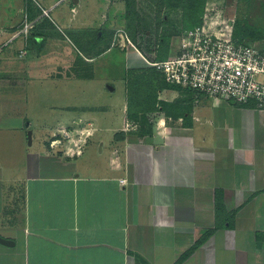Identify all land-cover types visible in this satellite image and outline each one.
Listing matches in <instances>:
<instances>
[{"label":"crops","instance_id":"0c3cea01","mask_svg":"<svg viewBox=\"0 0 264 264\" xmlns=\"http://www.w3.org/2000/svg\"><path fill=\"white\" fill-rule=\"evenodd\" d=\"M127 12L0 0V118L27 121L0 125L19 135L0 150V264H264V110L163 77L133 104L127 74L153 52Z\"/></svg>","mask_w":264,"mask_h":264},{"label":"built area","instance_id":"2783aa9c","mask_svg":"<svg viewBox=\"0 0 264 264\" xmlns=\"http://www.w3.org/2000/svg\"><path fill=\"white\" fill-rule=\"evenodd\" d=\"M42 16L48 17L49 12L42 10ZM232 20L206 8L201 24L185 30L177 45H172L173 57L154 63L144 60L169 85L264 110V48L235 40ZM33 28L27 21L16 36H27ZM67 153L74 157L82 149L74 144Z\"/></svg>","mask_w":264,"mask_h":264},{"label":"rangeland","instance_id":"374dc122","mask_svg":"<svg viewBox=\"0 0 264 264\" xmlns=\"http://www.w3.org/2000/svg\"><path fill=\"white\" fill-rule=\"evenodd\" d=\"M125 1L128 8L125 16V32L135 45L144 46L148 52H153V55L147 57L152 63L169 59L175 55L174 49L176 48L172 50V45L173 47L177 45L178 39L186 29L191 28L198 21L202 22L206 8L216 9L225 14L227 18L235 20L236 39L243 38L245 43H258L264 47V0H204L198 8L194 0ZM247 29L254 33L255 38L247 35ZM129 66H132L131 63L128 65L125 59V68ZM141 67L143 69L127 74L128 89L133 104H135L136 92L150 98L154 94L152 85L163 79L155 68ZM100 74H103V71ZM146 122L148 121H143L144 124ZM0 125L24 127L27 126V121L23 117L9 116L0 118ZM18 136L13 134L15 140L6 139L0 143L2 154L8 153L9 150L12 154V148L8 147L16 144ZM25 136L27 145L31 146L32 135L29 132ZM4 162L7 161L0 160V164Z\"/></svg>","mask_w":264,"mask_h":264},{"label":"trees","instance_id":"16d2710c","mask_svg":"<svg viewBox=\"0 0 264 264\" xmlns=\"http://www.w3.org/2000/svg\"><path fill=\"white\" fill-rule=\"evenodd\" d=\"M192 1V0H191ZM196 3H197V8H198V6L204 1V0H194ZM199 23L201 24V22H197L195 25H193L191 28H194L195 26H197V25H199ZM191 28H189V29H191ZM187 30V29H186ZM247 32H248V34L247 35H251V37H254L255 38V35H254V33L253 32H251L250 31V29H247ZM233 37H234V39L235 40H237L239 43H245V42H243V38H241L240 40H238V39H236L237 38V35L234 33V31H233ZM236 37V38H235ZM171 45H172V43H171ZM171 45L169 44V48H171Z\"/></svg>","mask_w":264,"mask_h":264},{"label":"water","instance_id":"95a60500","mask_svg":"<svg viewBox=\"0 0 264 264\" xmlns=\"http://www.w3.org/2000/svg\"><path fill=\"white\" fill-rule=\"evenodd\" d=\"M30 144H31V142H30ZM0 243L4 244L6 246H13L14 245V243L12 241L4 239L1 236H0Z\"/></svg>","mask_w":264,"mask_h":264}]
</instances>
